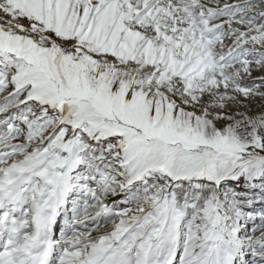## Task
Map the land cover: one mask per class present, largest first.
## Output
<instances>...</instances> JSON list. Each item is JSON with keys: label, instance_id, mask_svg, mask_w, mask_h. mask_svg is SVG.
Segmentation results:
<instances>
[{"label": "snow or ice", "instance_id": "6c2138e0", "mask_svg": "<svg viewBox=\"0 0 264 264\" xmlns=\"http://www.w3.org/2000/svg\"><path fill=\"white\" fill-rule=\"evenodd\" d=\"M0 264H264V0H0Z\"/></svg>", "mask_w": 264, "mask_h": 264}]
</instances>
